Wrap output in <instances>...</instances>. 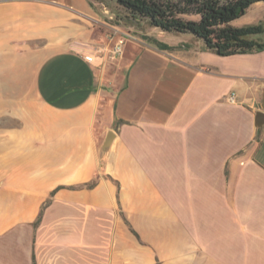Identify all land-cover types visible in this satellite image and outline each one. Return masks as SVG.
Here are the masks:
<instances>
[{
    "label": "crops",
    "instance_id": "1",
    "mask_svg": "<svg viewBox=\"0 0 264 264\" xmlns=\"http://www.w3.org/2000/svg\"><path fill=\"white\" fill-rule=\"evenodd\" d=\"M89 4L0 0V264H264V49Z\"/></svg>",
    "mask_w": 264,
    "mask_h": 264
},
{
    "label": "trees",
    "instance_id": "2",
    "mask_svg": "<svg viewBox=\"0 0 264 264\" xmlns=\"http://www.w3.org/2000/svg\"><path fill=\"white\" fill-rule=\"evenodd\" d=\"M93 4L102 0H90ZM117 25L138 29L146 22L160 32L186 35L220 56L256 52L264 41L250 37L263 31L261 24L235 26L255 3L264 0H112ZM186 45V44H185Z\"/></svg>",
    "mask_w": 264,
    "mask_h": 264
},
{
    "label": "rangeland",
    "instance_id": "3",
    "mask_svg": "<svg viewBox=\"0 0 264 264\" xmlns=\"http://www.w3.org/2000/svg\"><path fill=\"white\" fill-rule=\"evenodd\" d=\"M55 2H58L60 4H65V5H73L75 7L83 8V9H88L90 7L89 0H54ZM104 3H97L95 4L99 10L105 12L106 14V21L113 25L111 26H98L97 33H100L102 31H107L110 32V29L113 30L115 33L119 32L120 30L128 31L131 35L138 37L137 34H143L144 32L150 31L153 27H150L148 23L143 22L139 26L138 29H131V28H126L120 25H117L113 22V19L115 18L117 14V9H116V4L112 0H102ZM233 23L237 26H245V25H256V24H261L263 31L261 33H257L254 35H251L250 37H253L254 39H257L259 41H264V2H258L255 4H252L245 12V14L238 18L233 20ZM107 28V29H106ZM173 34V33H171ZM194 40V39H192Z\"/></svg>",
    "mask_w": 264,
    "mask_h": 264
},
{
    "label": "built area",
    "instance_id": "4",
    "mask_svg": "<svg viewBox=\"0 0 264 264\" xmlns=\"http://www.w3.org/2000/svg\"><path fill=\"white\" fill-rule=\"evenodd\" d=\"M120 35L122 38H128V39H134L135 36L131 35L128 31H120ZM122 48V42L120 41L119 43L114 45V51L119 52L121 51ZM84 59L87 63L93 64V65H98L101 62L100 55L97 52L94 51H87L85 53ZM227 101L228 102H235V92H231L227 96Z\"/></svg>",
    "mask_w": 264,
    "mask_h": 264
},
{
    "label": "water",
    "instance_id": "5",
    "mask_svg": "<svg viewBox=\"0 0 264 264\" xmlns=\"http://www.w3.org/2000/svg\"><path fill=\"white\" fill-rule=\"evenodd\" d=\"M262 106L264 107V90H263V103ZM257 121L259 125L264 124V112H257ZM114 132L109 130L106 133V136L104 138L103 144H102V154L105 155L108 152L109 146L112 143L113 139H114Z\"/></svg>",
    "mask_w": 264,
    "mask_h": 264
}]
</instances>
